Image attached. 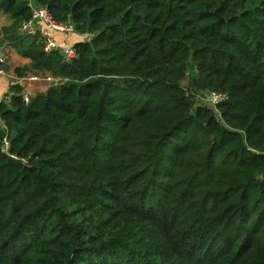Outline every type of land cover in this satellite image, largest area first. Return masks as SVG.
Here are the masks:
<instances>
[{
    "label": "trees",
    "instance_id": "trees-1",
    "mask_svg": "<svg viewBox=\"0 0 264 264\" xmlns=\"http://www.w3.org/2000/svg\"><path fill=\"white\" fill-rule=\"evenodd\" d=\"M35 2L91 38L20 44L60 81L0 105V264H264V0Z\"/></svg>",
    "mask_w": 264,
    "mask_h": 264
},
{
    "label": "built area",
    "instance_id": "built-area-1",
    "mask_svg": "<svg viewBox=\"0 0 264 264\" xmlns=\"http://www.w3.org/2000/svg\"><path fill=\"white\" fill-rule=\"evenodd\" d=\"M30 6V17L28 19L22 20L18 24V33L23 36H32L37 38V41L42 46V51L45 54L58 53L66 61H71L77 58V52L74 45L64 46L58 43L56 39L57 34H71L76 32L75 26L72 22L60 23L53 19L51 13L49 12L46 6L38 4L35 0H29ZM8 63L6 55L3 52H0V77L5 76L8 70ZM41 81L44 80L50 85L58 84L60 79H56L49 75L39 76V75H30L29 77H20L17 78L16 84L21 86L22 90L26 89L25 94H21L22 100L26 103L31 100V93L29 88L23 86L22 84L26 81ZM186 91V90H185ZM14 94L13 87L6 88L0 94V105L2 103L9 104L10 100ZM185 95L188 96V92H185ZM228 99V94L223 91H209L206 92L204 98L202 99L199 106L207 107L214 112V114L219 117V112L217 106L222 102H225ZM0 128L6 130L5 122L1 115L0 110ZM9 140L5 135L2 139V150L4 152L8 151Z\"/></svg>",
    "mask_w": 264,
    "mask_h": 264
},
{
    "label": "rangeland",
    "instance_id": "rangeland-1",
    "mask_svg": "<svg viewBox=\"0 0 264 264\" xmlns=\"http://www.w3.org/2000/svg\"><path fill=\"white\" fill-rule=\"evenodd\" d=\"M17 24L18 23L15 22L10 15L0 12V52H3L7 58L8 70L5 76L8 79L7 84L11 83L14 78L15 80L20 78L19 73L25 78L33 73L30 59L23 55V51L26 48L20 46L22 42L28 40L27 38H29V36L19 34ZM71 34H75V38L80 39L78 42H85L91 38L89 34H80L78 32ZM41 76L43 77V74H41ZM182 84L186 86L188 84V79H185ZM22 85L29 88L31 96L38 92L44 93L50 87V84L44 80L39 82L26 80ZM206 92L208 91L197 92L195 94V102L197 104L203 102L202 99Z\"/></svg>",
    "mask_w": 264,
    "mask_h": 264
},
{
    "label": "crops",
    "instance_id": "crops-1",
    "mask_svg": "<svg viewBox=\"0 0 264 264\" xmlns=\"http://www.w3.org/2000/svg\"><path fill=\"white\" fill-rule=\"evenodd\" d=\"M75 34H57L56 35V39L58 41L59 44L64 45V46H70V45H74L75 43H77L78 41H80V39H76ZM6 76V75H5ZM2 76L0 77V94L8 87H14L16 86V80L15 78L13 79V81L11 83L7 84L8 79ZM10 82V81H9ZM34 95V94H33Z\"/></svg>",
    "mask_w": 264,
    "mask_h": 264
},
{
    "label": "water",
    "instance_id": "water-1",
    "mask_svg": "<svg viewBox=\"0 0 264 264\" xmlns=\"http://www.w3.org/2000/svg\"><path fill=\"white\" fill-rule=\"evenodd\" d=\"M26 91H27L26 89H23L22 92H21V94H22V95L25 94Z\"/></svg>",
    "mask_w": 264,
    "mask_h": 264
}]
</instances>
